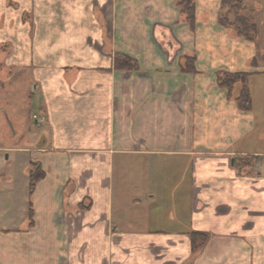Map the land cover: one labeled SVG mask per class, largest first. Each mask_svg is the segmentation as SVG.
Segmentation results:
<instances>
[{"label": "crops", "instance_id": "0c3cea01", "mask_svg": "<svg viewBox=\"0 0 264 264\" xmlns=\"http://www.w3.org/2000/svg\"><path fill=\"white\" fill-rule=\"evenodd\" d=\"M180 1L0 0L19 129L0 264H264V0H244L256 41L220 25L222 0H196L193 26ZM220 71L250 73L251 110ZM236 156L260 159L240 171Z\"/></svg>", "mask_w": 264, "mask_h": 264}, {"label": "trees", "instance_id": "16d2710c", "mask_svg": "<svg viewBox=\"0 0 264 264\" xmlns=\"http://www.w3.org/2000/svg\"><path fill=\"white\" fill-rule=\"evenodd\" d=\"M231 4V5H230ZM181 12L187 18V20L192 24L195 23V5L196 0H181L179 2ZM245 6L244 0H222V8L231 6V9L234 8V20L231 21L226 14L225 17L220 15L219 23L220 25L231 28L237 36L242 37L248 41H256L258 37V28L253 19L247 17L246 15H239L237 11L241 9L242 6ZM227 11V10H226ZM228 14H231L228 11ZM6 46H1L0 49H5ZM135 60L129 56L117 54L116 56V66L130 69L133 67ZM224 72V74H222ZM249 77L250 73L248 72H225L220 71L217 74V81L221 88H224L228 92L230 98L234 97L238 106L241 110L249 111L252 109V96L249 88ZM240 85L239 93L235 94L237 85ZM256 156H236L234 158V166L240 171L245 170L249 167H252V164L256 161ZM34 163H31V166ZM37 170L30 172V190L32 191L36 185V182L39 181L43 176L44 172L39 164L36 165ZM33 213L30 210V216L32 217ZM192 245L194 252L200 251L206 241L208 240V234L201 232H192Z\"/></svg>", "mask_w": 264, "mask_h": 264}, {"label": "rangeland", "instance_id": "374dc122", "mask_svg": "<svg viewBox=\"0 0 264 264\" xmlns=\"http://www.w3.org/2000/svg\"><path fill=\"white\" fill-rule=\"evenodd\" d=\"M244 3H245V1H244ZM224 10H227V11L222 13V16L225 17V15L227 14L229 19L231 21H233L235 18L234 13H236L234 11L235 9L234 8L231 9V6H228ZM228 11L231 14H228ZM237 13L239 15H246L247 17L253 19V21H254V18L252 16V12H251L249 7H246V4H245V6L243 5L241 7V9L239 11H237ZM3 50L4 49H0V53ZM222 74H224V72H222ZM12 77H13V72H10V73L5 72L0 67V93L3 91L11 90V88L13 89V87H12L13 82H11V80H13V79H11ZM14 88H15V86H14ZM239 90H240V85L238 84L237 89L235 91V94L239 93ZM18 91L22 93L23 91H25V88L23 87L20 90L18 89ZM8 94L12 95V97L10 96L11 100L7 101L8 104L13 103V101H15V103H17V101H19L20 97L16 98V96H15L16 94L15 93L13 94L12 91L10 93L8 92L7 96H8ZM6 106H7L6 102H4L0 97V167L5 166V164L8 162L9 156H11L10 160H13V156H14L13 148H15L17 146V144L19 143L18 142L19 138L14 140L15 133L19 131V129L14 125V121H16V120H13V118L11 117V115L13 116L12 111L14 108L10 107V106H9V108H7ZM35 112L37 115H39V112L36 109L34 110L33 113H35ZM31 117L35 122V127H37V129H38L40 127L41 123L36 122L35 119L33 118V115ZM20 131L22 134V138H21L22 139V145H28L27 144L28 143L27 142L28 141L27 136H29L31 133L28 132V130H23V129H21ZM259 159H260V157H257L256 161L252 164V167H249L245 170H248L250 168L255 167L257 165ZM31 163H34V164H32V166H31ZM31 163H30V172H33V171L38 169L36 167V165L38 163H35V162H31Z\"/></svg>", "mask_w": 264, "mask_h": 264}, {"label": "built area", "instance_id": "2783aa9c", "mask_svg": "<svg viewBox=\"0 0 264 264\" xmlns=\"http://www.w3.org/2000/svg\"><path fill=\"white\" fill-rule=\"evenodd\" d=\"M33 118L38 123H43L46 120V116L44 114H40V115L34 114Z\"/></svg>", "mask_w": 264, "mask_h": 264}]
</instances>
